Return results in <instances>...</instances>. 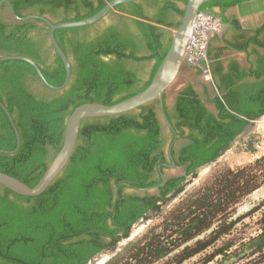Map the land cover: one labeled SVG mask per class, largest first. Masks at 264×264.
I'll list each match as a JSON object with an SVG mask.
<instances>
[{
    "label": "trees",
    "instance_id": "1",
    "mask_svg": "<svg viewBox=\"0 0 264 264\" xmlns=\"http://www.w3.org/2000/svg\"><path fill=\"white\" fill-rule=\"evenodd\" d=\"M7 1L21 18L38 15L59 24L89 19L111 0ZM252 1L214 0L200 13L229 22L227 12L238 8L247 14ZM186 3L121 4L109 13L110 19L57 30L55 38L72 69L70 82L61 90L43 85L25 61H0V172L34 188L60 152L75 109L93 103L112 106L145 91L169 52L170 30L180 26ZM10 12L6 3H0V58H29L51 86L63 87L65 66L51 44L47 25L37 19L9 21ZM232 23L240 29L237 21ZM225 44L254 58L255 68L246 72L232 62L226 71L224 49L213 57L208 54L214 60L210 72L217 92L204 87L200 95L187 85L172 107L164 95L169 141L157 102L116 117L87 119L69 163L44 193L25 197L0 185V264H90L116 251L134 226L150 213H161L201 168L216 163L252 122L264 118V25L251 37L237 34ZM146 62L153 65L144 79L142 68L135 66ZM254 147L259 149L250 142L248 150L254 153ZM172 163L186 175L163 182ZM263 168L264 155L238 171L219 172L186 204L167 214L162 235L151 231L149 238L123 248L106 264H159L169 259L170 264H184L254 214H260L257 236L232 253L235 243L227 242L200 264L219 256L227 262L235 254L243 255L247 264H264V200L250 214L232 218L241 201L263 185ZM156 187L158 195L142 193ZM206 233L208 237L200 239Z\"/></svg>",
    "mask_w": 264,
    "mask_h": 264
},
{
    "label": "water",
    "instance_id": "2",
    "mask_svg": "<svg viewBox=\"0 0 264 264\" xmlns=\"http://www.w3.org/2000/svg\"><path fill=\"white\" fill-rule=\"evenodd\" d=\"M139 1L141 0H111L102 11H100L98 14H96L95 16L89 19L79 22H62L59 24H54L47 18L40 17L38 15H29L24 18H21L15 14L14 10L11 8L10 3L7 0H5L4 3H6L10 7V11H11L10 21H24L30 19H37L44 22L47 25V27L49 28V37L51 44L64 63L66 70V82L64 86L61 88H55L51 86L43 76L38 65L33 60L26 57H20V56L2 57L0 58V61H5V60L25 61L35 69V71L38 73L39 77L41 78L43 85L47 86L49 89L52 90L64 89L67 86V84L70 82L72 77L71 62L64 53V51L59 46L55 38V32L57 30H62V29L80 28L84 26L93 25L101 21L102 19H105L109 15V13H111L113 9L118 5L129 4ZM211 1L214 0H187L186 6L184 7L185 8L184 15L181 18L180 26L175 31L170 30L173 36H172V42L169 52L166 58L164 59L163 63L161 64L160 68L158 69L157 73L155 74L150 86L145 91L128 100H125L121 103L112 106H105L97 103L85 104L73 111V113L70 115L66 123L64 141L60 152L50 163L42 179L34 188H31L25 183L21 182L20 180L2 172H0V185L11 190L15 194L25 197H36L44 193L48 189V187L62 174L63 170L69 163V160L77 145L81 124L84 120L87 119L116 117L122 114L137 111L143 106H147L149 104L157 102L159 105L158 112L164 124V132L166 129H170L171 125L166 117L164 110V95H166L167 91L176 83L183 66L202 65V63L200 62H191L189 60L188 44L190 42V39L195 34L194 28H195L196 19L200 14V8L204 4ZM211 17L214 18L213 15H211ZM165 30L168 31L167 28ZM210 34L211 33L208 34L209 40L211 38ZM220 34L221 33H219L218 35L220 36ZM9 117L11 122L14 123L12 117L11 116ZM259 121L252 122L246 128V130L240 136V138L242 139L248 136L251 133L255 124L261 123ZM16 133H17V140L19 147L20 136L17 130ZM233 144L234 143H232L230 147H232ZM167 153L170 154L169 148L167 150ZM169 168L175 169L177 168V166L175 165V163H172L169 166ZM185 175H186L185 172H183L180 176H185ZM168 178L170 177L164 174L162 176L163 182H165ZM152 191H156L157 192L156 194L158 195L159 187L143 190V192H152ZM134 232L135 229L133 228L132 233ZM90 264H94V261H92Z\"/></svg>",
    "mask_w": 264,
    "mask_h": 264
},
{
    "label": "rangeland",
    "instance_id": "3",
    "mask_svg": "<svg viewBox=\"0 0 264 264\" xmlns=\"http://www.w3.org/2000/svg\"><path fill=\"white\" fill-rule=\"evenodd\" d=\"M183 9L184 6H182ZM110 19V17H106ZM115 18V16H112ZM179 19V18H178ZM175 31V30H173ZM171 33V37H172ZM152 63H145L142 65H136L135 68H142L143 78L146 79L149 75V71H151ZM186 66V65H185ZM181 69V73L184 71V67ZM181 74H179L180 77ZM177 79L176 83L167 91V101L169 106H173L175 99L177 97L178 89L180 88L181 78ZM260 122V121H259ZM258 126V127H256ZM165 134L170 140V132L169 129L165 130ZM245 140L249 142L246 143ZM254 143V146H258L259 149L255 148V152L252 153L248 150L249 144ZM264 155V121H261L259 124H255L251 133L244 137L238 138L232 147L214 164L201 168L198 172L197 178L194 179L191 183H189L185 190L175 199L171 200L168 205L162 207L161 213H150L148 215V219L145 221H141L136 226H134L135 232L131 233L129 239L123 240L118 244V248L116 251H108L97 258H95L94 264H106L112 257L116 255L117 252L122 251L123 248H126L128 245H132L136 243L138 240L147 237H150V232L153 231L155 234L163 233V222L167 218V214L175 209V207L180 206L182 203H187L188 199H191L192 196H195L198 191L203 188L209 181L213 180L219 172L227 169H231L233 171H238L246 166L253 165L254 162ZM184 172L183 168H167L164 172L168 177H178ZM261 180L264 179V168L262 172H260ZM191 178H188L190 180ZM142 193H150L156 194V191L152 192H142ZM264 200V183L263 185L245 197L241 203L235 208L234 213L232 215L233 220L238 219L241 216L248 215L251 213L253 209L258 207V205ZM260 214H254L252 216H248L244 221L239 222L232 233L229 236H226L224 239L219 241L213 248L207 250L206 252L192 258L191 260L186 261L184 264H200L204 258L211 255L215 249H219L223 247V245L227 242L235 243L234 248L230 253L236 251L241 243L249 241V239L257 236L260 233V225H259ZM147 235V236H146ZM209 233H206L200 237V239L207 238ZM194 243V242H193ZM191 243V244H193ZM131 247V246H130ZM159 264H170L169 260H164ZM210 264H247L245 259H243V255L239 254L235 258L230 261L223 262V257H217L214 262Z\"/></svg>",
    "mask_w": 264,
    "mask_h": 264
},
{
    "label": "crops",
    "instance_id": "4",
    "mask_svg": "<svg viewBox=\"0 0 264 264\" xmlns=\"http://www.w3.org/2000/svg\"><path fill=\"white\" fill-rule=\"evenodd\" d=\"M263 5H264V0H254L250 2L249 5L250 12H248L247 14L241 13V11L238 8L230 10L229 12L226 13V18L229 19V22H222V19L220 17L215 18L221 22L222 30L219 31L221 33L220 36L218 34L216 35L210 34L211 38L210 40L208 39L209 40L208 54L213 57L219 52V50L224 49L221 59L223 62V67L225 68L226 71L228 70L229 65L232 62H236L240 66V68L246 72H249L253 66L255 68V64L252 61L254 60V58H249L247 53L228 50L229 48H226L225 43L232 42L233 36H237V34L241 35V33H247L248 37H251L256 29L263 26L264 25ZM215 12L219 13V10L216 9ZM233 21H237L240 29L234 27L232 23ZM227 32L229 33L227 34ZM261 54L264 56V51H261ZM213 62L214 60H209L208 62L205 63V66H203V64L199 66L186 65L184 67V71L182 73L180 71L181 75L179 79L181 78V84H180V88L178 89V93L187 85H192L200 95L204 94V87L209 89L211 93L215 94L217 91L215 90L216 83H215V79L213 78V75L211 74L212 76L211 81H206L202 73L199 74V71L202 70V68L204 67L210 70L211 63Z\"/></svg>",
    "mask_w": 264,
    "mask_h": 264
},
{
    "label": "built area",
    "instance_id": "5",
    "mask_svg": "<svg viewBox=\"0 0 264 264\" xmlns=\"http://www.w3.org/2000/svg\"><path fill=\"white\" fill-rule=\"evenodd\" d=\"M221 28L222 24L219 20L205 13H200L198 15L194 28L195 34L188 44L189 60L191 62L207 61L208 34H216ZM202 70L204 79L206 81H211L212 76L210 70L206 67ZM261 121H264V118H262L260 122ZM245 142L248 143L249 141L245 140Z\"/></svg>",
    "mask_w": 264,
    "mask_h": 264
},
{
    "label": "flooded vegetation",
    "instance_id": "6",
    "mask_svg": "<svg viewBox=\"0 0 264 264\" xmlns=\"http://www.w3.org/2000/svg\"><path fill=\"white\" fill-rule=\"evenodd\" d=\"M5 0H3V1H1L0 3H2V2H4ZM251 9H252V7H251ZM109 16V15H108ZM107 16V17H108ZM211 16V15H210ZM11 19V18H10ZM10 19H9V21H10ZM221 30H222V28H221ZM220 30V31H221ZM230 32V31H229ZM229 32H227V34L229 33ZM220 32H218V33H216V34H219ZM216 34H213V35H216ZM212 35V36H213ZM236 36H233V39L235 38ZM208 50H209V41H207V61H201L200 63H206V62H208L209 61V55H208ZM228 50H232V49H228ZM146 63H148V62H146ZM143 64H145V63H143ZM202 75H203V73H202Z\"/></svg>",
    "mask_w": 264,
    "mask_h": 264
},
{
    "label": "bare ground",
    "instance_id": "7",
    "mask_svg": "<svg viewBox=\"0 0 264 264\" xmlns=\"http://www.w3.org/2000/svg\"><path fill=\"white\" fill-rule=\"evenodd\" d=\"M104 264V263H103Z\"/></svg>",
    "mask_w": 264,
    "mask_h": 264
}]
</instances>
